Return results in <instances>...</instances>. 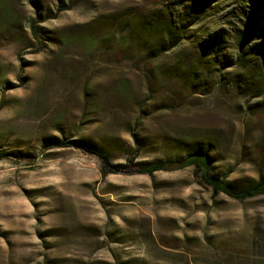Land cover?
<instances>
[{"label":"rangeland","instance_id":"obj_1","mask_svg":"<svg viewBox=\"0 0 264 264\" xmlns=\"http://www.w3.org/2000/svg\"><path fill=\"white\" fill-rule=\"evenodd\" d=\"M192 1L0 0V264H264V197L138 173L202 148L238 189L264 177V9L250 32L249 0L184 22Z\"/></svg>","mask_w":264,"mask_h":264},{"label":"trees","instance_id":"obj_2","mask_svg":"<svg viewBox=\"0 0 264 264\" xmlns=\"http://www.w3.org/2000/svg\"><path fill=\"white\" fill-rule=\"evenodd\" d=\"M250 3V14H249V29L252 28L253 22L257 20L258 13L261 9H264V0H249ZM207 0H193L188 6L184 9V22L196 23L198 21L199 16L204 13L207 8ZM182 19L177 18L174 23H172L167 28V36L168 39L172 42V45L169 47H177L179 43H181L183 39V29L185 25L182 23ZM251 32V29H250ZM248 39V33L239 35V41L241 44H245V41ZM168 49V50H169ZM241 51V50H240ZM237 57V61L246 60L243 55L250 54L247 51H241ZM261 57L264 63V41L262 44ZM51 145L54 148H69L75 147L82 149L86 152L96 154L103 162L104 169L102 170V175L113 174L119 172L120 165H109L106 156L99 150L92 148L90 144L85 143L83 141H70L65 142L59 140L57 138H53L51 141ZM1 157V155H0ZM212 158L211 156L204 151L202 148L193 149L189 152L185 157H179L176 159L165 160V161H152L146 162L139 166V174L145 175H153L157 172H172L177 170H183L186 168H193L195 174L199 175L201 181L211 189L213 197H217L219 195H224L230 199L243 202L246 200L254 199L257 197H264V177L254 182L251 186H248L244 189H238L234 187L232 184L227 182L224 179H220L214 174H212L211 166H212ZM108 166L109 168H105Z\"/></svg>","mask_w":264,"mask_h":264}]
</instances>
